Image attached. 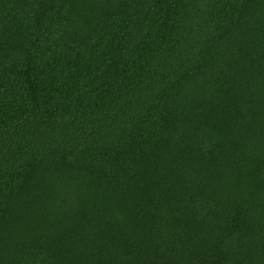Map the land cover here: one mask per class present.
Instances as JSON below:
<instances>
[{
    "label": "trees",
    "instance_id": "trees-1",
    "mask_svg": "<svg viewBox=\"0 0 264 264\" xmlns=\"http://www.w3.org/2000/svg\"><path fill=\"white\" fill-rule=\"evenodd\" d=\"M0 264H264V0H0Z\"/></svg>",
    "mask_w": 264,
    "mask_h": 264
}]
</instances>
